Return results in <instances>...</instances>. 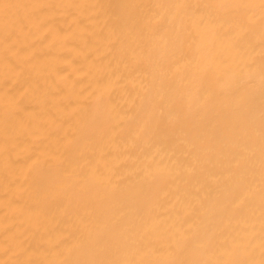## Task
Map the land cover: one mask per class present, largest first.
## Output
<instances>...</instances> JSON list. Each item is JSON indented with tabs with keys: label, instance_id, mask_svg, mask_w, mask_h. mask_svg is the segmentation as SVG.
Wrapping results in <instances>:
<instances>
[{
	"label": "bare ground",
	"instance_id": "6f19581e",
	"mask_svg": "<svg viewBox=\"0 0 264 264\" xmlns=\"http://www.w3.org/2000/svg\"><path fill=\"white\" fill-rule=\"evenodd\" d=\"M0 264H264V0H0Z\"/></svg>",
	"mask_w": 264,
	"mask_h": 264
}]
</instances>
